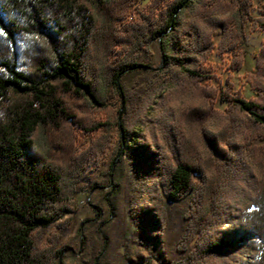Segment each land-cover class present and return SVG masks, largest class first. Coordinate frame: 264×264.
I'll list each match as a JSON object with an SVG mask.
<instances>
[{
    "label": "trees",
    "instance_id": "16d2710c",
    "mask_svg": "<svg viewBox=\"0 0 264 264\" xmlns=\"http://www.w3.org/2000/svg\"><path fill=\"white\" fill-rule=\"evenodd\" d=\"M253 5L0 0V264H59L70 233L59 222L105 152L94 136L112 92L124 118L120 142L131 140L110 166L126 155L135 227L126 262L236 264L228 253L256 242L252 264H264V42L246 77L251 95L232 82L246 65L248 25L264 33V7L255 17ZM160 40L156 70L146 63ZM214 53L229 58L224 81L212 74ZM137 69L146 75L121 86Z\"/></svg>",
    "mask_w": 264,
    "mask_h": 264
},
{
    "label": "rangeland",
    "instance_id": "374dc122",
    "mask_svg": "<svg viewBox=\"0 0 264 264\" xmlns=\"http://www.w3.org/2000/svg\"><path fill=\"white\" fill-rule=\"evenodd\" d=\"M252 14L255 17L260 15L259 10L264 7V0H253ZM142 11L147 12L148 6H143ZM139 19L135 13L134 20ZM188 20V14L183 21ZM181 27L175 29L172 34L175 37L180 35ZM248 56L244 69L234 75L232 82L235 89L242 88L246 96H250L249 86L246 83L247 74L254 73L255 59L254 54L258 53L264 42V33L252 31L248 25L246 31ZM151 56L146 64L151 67H159L162 63L160 43L154 41L150 47ZM229 58L214 53L209 64L212 74L220 77L223 81L227 78ZM144 69H137L125 73L120 78L121 86H131L138 79L144 77ZM212 83L218 84L216 79ZM221 109L223 105L219 104ZM121 101L115 93H110L107 99L106 108L98 113L99 120L104 124L94 139L105 141V152L99 159V166L88 173L87 178L79 186L78 193L70 202L72 213L61 220L60 224H66L70 233L66 235L61 246L67 247L62 254L59 264H129L123 258L125 248L135 239V227L128 214L129 193V171L126 163V155L121 154L124 162L113 165L114 158L121 148L122 152L130 146L131 140H125V146L120 142L121 129L119 123L124 121L123 114H120ZM88 141V138H87ZM119 166V167H118ZM253 196V195H252ZM251 196V197H252ZM249 202H243L242 210L248 208ZM182 207L174 209L173 219L167 234V240L173 241L179 228L180 214ZM69 222V223H67ZM227 227V225H226ZM55 226L48 231V235L53 237L58 233ZM259 255V245L254 242L250 248L238 252L230 251L228 256L230 261L237 260L236 264H252Z\"/></svg>",
    "mask_w": 264,
    "mask_h": 264
},
{
    "label": "water",
    "instance_id": "95a60500",
    "mask_svg": "<svg viewBox=\"0 0 264 264\" xmlns=\"http://www.w3.org/2000/svg\"><path fill=\"white\" fill-rule=\"evenodd\" d=\"M160 48H161V55H162V63H161V65L158 68H156V70H159V69H161L164 66V55H163V49H162L161 40H160ZM120 114H122V110H121ZM122 141L123 142L125 141L123 134H122Z\"/></svg>",
    "mask_w": 264,
    "mask_h": 264
},
{
    "label": "snow or ice",
    "instance_id": "6c2138e0",
    "mask_svg": "<svg viewBox=\"0 0 264 264\" xmlns=\"http://www.w3.org/2000/svg\"><path fill=\"white\" fill-rule=\"evenodd\" d=\"M0 31H2V29H0Z\"/></svg>",
    "mask_w": 264,
    "mask_h": 264
}]
</instances>
